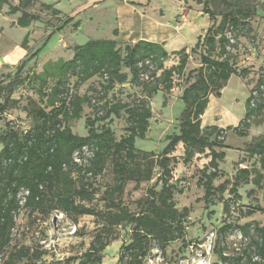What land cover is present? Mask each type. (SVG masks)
Returning <instances> with one entry per match:
<instances>
[{"label":"trees","instance_id":"obj_1","mask_svg":"<svg viewBox=\"0 0 264 264\" xmlns=\"http://www.w3.org/2000/svg\"><path fill=\"white\" fill-rule=\"evenodd\" d=\"M35 1L18 0L12 4L9 0H0V14L6 5L5 14L18 13L15 25L28 27L40 21L39 14L28 10ZM213 1L203 0L202 11L208 14L211 24L189 49L182 47L168 52L162 44L152 41L138 40L120 46L114 38H93L74 45L71 58L46 61L38 69L37 51H29V33L25 34L20 47L27 53L15 65L13 73L4 75V84H0V114L19 110L31 115L33 121L27 129L13 120L5 121L0 131V264H17L19 259L27 258L29 250L22 245L7 252L15 236H11V230L17 226L16 215L21 210L43 215L57 210L72 216L93 215L98 219L101 229L88 248L79 256L68 258L77 259V264H101L102 252L112 238L110 231L118 225L130 226L131 232L129 242L120 245L116 264H141L153 243L165 254L168 244L178 239H181L182 250L188 242L198 241L183 238L190 210L188 207L177 208L174 201V193L181 192L172 180V164L176 160L172 153L179 143L183 146V162L197 152L209 151L210 159L199 170L197 180V184L203 187L202 199L206 207L222 202L223 212L228 214L229 200L222 201L220 197L229 184L228 192L232 198L241 199L238 187L249 182L253 170L237 168L232 181L226 179L218 186L214 185V180L225 175L218 164L225 156V130L231 129L240 136H246L253 120L264 111V72L250 89L244 116L236 126L221 128L211 124L202 127L201 116L211 93L218 94L232 75L245 77L249 73L247 67L237 68L235 51L238 34L248 29L255 7L233 8L229 6L231 1L223 0L224 11L216 22L215 14L209 8ZM40 6L52 14H59L51 4L42 2ZM71 21V17H66L46 37ZM77 23L73 22V25ZM227 32H231L233 42H230ZM192 53L198 55L199 66L185 73ZM170 56H176L178 61L167 67L164 62ZM95 76L100 79L99 88L94 90L96 96L75 90L79 84ZM174 76L182 78L185 83L180 93L183 109L177 132L165 135L166 144L158 154L139 150L135 139L145 137L152 117L149 99L161 89L169 92L174 86ZM70 78L75 79L72 84ZM127 81L140 86L144 96L132 102L106 98L116 85ZM24 84L33 88L37 85L35 91L40 99L45 98V107H28V104H34L32 100L20 107L13 94ZM253 91L257 92L256 96H253ZM84 104H90L92 110L84 120L86 134L79 135L69 122L81 117ZM120 112L125 115V126L123 134L117 138L110 122ZM83 147L89 149L90 155H81L82 161L77 163L73 155L81 153ZM247 151L260 160L263 173L255 170L253 183L263 188L260 179L264 178V126L263 133L248 145ZM108 160L113 183L103 190L104 207L99 211L90 205L97 192L90 180L104 171ZM155 167L159 173L154 185L146 188L144 196L136 201V210H130L121 199L126 183L133 181L134 188H137L142 181L155 175ZM158 185L159 189H156ZM21 190L28 191L23 204L18 198ZM217 195L219 200L214 201ZM261 210L255 206L246 213L249 215ZM234 228L248 235L249 243L239 254L231 255L224 252L225 247L218 238L214 248L215 264H264V225L246 222L240 226L224 219L216 230L222 237ZM44 252L38 246L32 250L30 259H37ZM253 255L258 259L253 260Z\"/></svg>","mask_w":264,"mask_h":264},{"label":"rangeland","instance_id":"obj_2","mask_svg":"<svg viewBox=\"0 0 264 264\" xmlns=\"http://www.w3.org/2000/svg\"><path fill=\"white\" fill-rule=\"evenodd\" d=\"M16 4L18 0H9ZM53 1V0H43ZM113 0H61L58 5L63 11L59 14H52L40 6V1L28 8L31 12L40 15V21L31 23L26 28L15 25L18 13L14 15L6 13L7 6L4 5V11L0 14V84H4V75L13 73L15 65L22 59H11V57H1L5 52L11 50L14 45H19L26 33H29V51H37L36 59L38 63H44L49 58L52 60L57 57L69 59L72 55V48L75 44H83L93 38H114L118 45L130 43L131 38H125L131 27L122 21L119 27L115 8L112 5ZM122 3L134 5L141 14L170 21V33L172 27H180L186 23L181 33H176L165 44L166 51L178 50L182 47L193 46L197 37L202 35L211 20L208 14L202 10L203 0H118ZM233 8H243L246 5L255 7L252 16L249 19L248 29L238 34L235 62L238 69L247 67L249 73L245 77L232 75L225 86L219 91V95L211 93L207 107L201 116V126L210 124L220 125L221 128L227 126L234 127L245 113V100L249 95L250 89L256 82L257 77L264 72V0H229ZM78 2V6H76ZM71 3V4H70ZM72 7H71V6ZM76 6V7H75ZM209 8L215 14L216 22L220 20V14L224 11L223 0H214L209 4ZM122 16V15H121ZM66 17H71L72 21L63 26L59 31H55L49 37L47 33L59 25ZM126 17H130L127 14ZM120 18V17H119ZM123 18H121L122 20ZM78 22V25H73ZM120 33V34H119ZM168 34V35H169ZM120 38L117 39V36ZM170 36V35H169ZM176 56H170L164 62L165 66L177 63ZM37 63V65H38ZM199 66L197 54H190L186 65L185 73ZM150 70L152 67L149 68ZM148 73V72H147ZM70 78V83L74 82ZM174 86L169 92L163 89L159 90L149 99L152 110L150 126L144 138H136L135 146L137 149L158 154L166 144L165 135L177 132L180 116L183 109V102L180 99L181 89L185 85L183 79L174 76ZM100 79L92 77L82 84H79L75 90L80 93H87L96 96L95 89L99 88ZM37 85H21L16 88L13 97L18 98L19 105L26 106L28 100L34 104H28V107H45V98L40 99L35 91ZM144 96L141 87L136 83L127 81L116 85L107 95L109 100H120L122 102H132L133 100ZM165 100V104L163 101ZM91 105L84 104L81 117L76 120H70L69 124L72 130L79 134H86L84 120L86 116L91 115ZM13 120L21 128L27 129L32 124V116L21 111L10 110L0 114V131L4 127L5 121ZM116 137L123 134L125 126V115L120 112L118 117H113L110 122ZM264 111L253 120L248 128L246 136H240L231 129L225 130L223 148L225 152L224 159L219 164V169L224 172L223 177L214 180V185L218 186L224 180H233L235 171L240 167H247L252 171L247 184H241L238 187L240 200H234L227 190L220 197L222 201L229 200V212L225 214L222 209V202L210 204L207 207L203 202V187L197 184L200 176L199 170L209 161L208 150L202 153H195L187 162H183V147L177 145L172 155L176 158L172 164V180L176 189L180 193H174V201L177 208L188 207L190 212L185 222L183 238L185 240L203 239L210 229H217L223 223L224 219L234 222L236 225H243L246 222L264 225V178L260 179L263 188L255 186L253 177L255 170L263 173L260 167V160L257 156H251L248 151V145L263 133ZM239 162L236 165V162ZM154 176L147 181H142L137 188H134V182L128 181L125 190L121 196L123 203L132 211L136 210V201L144 196L145 189L153 186L158 167L154 168ZM97 188L94 199L90 203L96 210L101 211L104 207L102 192L113 183L111 172V162L108 160L104 171L97 177L90 180ZM159 189V185L156 186ZM219 200V195L214 201ZM261 208L252 214H247V210L253 207ZM17 233L7 248V252L16 246L22 245L28 248L27 258L23 257L17 261V264H77L78 260H68V258L79 256L85 251L95 234L101 229V222L93 215L72 216L63 212L52 210L48 215L39 213L29 214L21 210L16 215ZM73 228L75 231L72 232ZM23 230V231H22ZM130 226H115L111 229V240L108 246L102 252L101 264H116L118 260L119 248L122 243L127 244L130 237ZM114 238V239H113ZM44 241V243H41ZM53 242V243H52ZM249 243V236L238 237L237 232L230 230L224 239L225 252L227 254H239ZM181 239L168 244L165 249V260L170 264L174 258L183 253L181 248ZM41 246L45 252L37 259L31 258L32 250ZM152 255V252H151ZM216 260V257L214 256Z\"/></svg>","mask_w":264,"mask_h":264},{"label":"crops","instance_id":"obj_3","mask_svg":"<svg viewBox=\"0 0 264 264\" xmlns=\"http://www.w3.org/2000/svg\"><path fill=\"white\" fill-rule=\"evenodd\" d=\"M38 1H40L41 3L43 2V3L51 4L54 8L58 9L60 12H63L59 8V5H58V3L61 0H53V1L38 0ZM117 4H118V7L115 8V14L117 16L116 20L119 19L117 25L121 27V23L123 22L124 24H127L131 27V29L128 30L129 32L124 35L125 38H131V42H136L138 40L152 41V42L162 44L163 48L166 50L165 44L170 40V38H172L176 33H181V31L184 30L185 27L188 26L186 23H184L180 27H172L173 32L169 34L170 29H171L170 21L168 20L164 21L163 19L154 17L153 15L145 16L147 17L146 19L141 14L140 9L138 10L137 8L134 7V5L132 4L130 5L128 3H122L118 0L112 1L113 6L115 5L117 6ZM76 6H78V2H76ZM2 10L4 11V8ZM127 14H130V17H126ZM121 18L123 19L121 20ZM119 38H120V35L117 36V39ZM188 47H191V46H188ZM29 50H30V47H29ZM26 53H27V50L21 48L19 44L18 46L14 45V47L11 50L5 52L1 57H11V59L20 60L26 55ZM58 58L60 57H57L56 59ZM0 61H1V58H0ZM48 61H53V60L49 58ZM42 64L43 63H38V69L41 68ZM216 95H219V93ZM216 126L220 127V125H217V124ZM178 145H181V147H183L181 143H179Z\"/></svg>","mask_w":264,"mask_h":264},{"label":"built area","instance_id":"obj_4","mask_svg":"<svg viewBox=\"0 0 264 264\" xmlns=\"http://www.w3.org/2000/svg\"><path fill=\"white\" fill-rule=\"evenodd\" d=\"M227 37L230 39V42H233L234 39L231 35V32L226 33ZM257 92L253 91V96H256ZM81 155L89 156L90 152L87 147H83L81 153L75 152L73 155V159L75 162L80 163L82 160ZM28 193L27 190H21L18 193L19 203L23 204L24 197ZM237 232L238 237H242L245 235L242 234V232L238 228L230 229ZM228 230L224 236L219 237L218 232L216 229H210L206 236L198 241H190L187 243V245L184 248V252L179 254L177 257L174 258V261L170 264H215L214 259V248L216 245V242L218 238L222 240V245H224V239L225 236L230 231ZM11 236H14L17 233V226L12 228ZM75 231V228H73L72 232ZM41 243H44V241H41ZM53 243V242H52ZM152 252V255H151ZM225 252V250H224ZM226 253V252H225ZM227 254V253H226ZM253 260L258 259L257 256H252ZM1 262V259H0ZM141 264H168V262L165 260L164 253L160 250V248L153 243V246L150 250V252L144 257Z\"/></svg>","mask_w":264,"mask_h":264}]
</instances>
